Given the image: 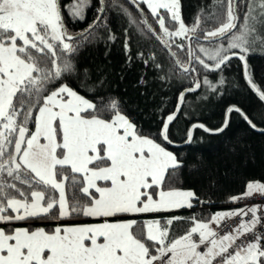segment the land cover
Here are the masks:
<instances>
[{"label":"snow or ice","instance_id":"snow-or-ice-1","mask_svg":"<svg viewBox=\"0 0 264 264\" xmlns=\"http://www.w3.org/2000/svg\"><path fill=\"white\" fill-rule=\"evenodd\" d=\"M128 3L139 13V20L124 0H96L94 20L72 34L64 23L61 0H0V264H264V233H255L254 240L236 244L260 222L259 205L217 212L207 220L191 217L192 226L171 240L170 226L183 217L173 216L164 224L143 221L135 232L137 220L126 218L191 209L192 201L199 200L191 190L170 187L183 162L164 146V142L172 143L169 125L185 102L186 93L201 88L196 64L205 73H222L233 57L238 58L245 81L264 102V91L253 81L247 63V55L257 50V43L264 51V35L257 27H264V0H214V5L220 4L224 10L218 13L213 6L212 13L204 17L214 18L218 24L212 30L200 27L203 10L193 24L186 25L180 0ZM141 5L151 13L159 33L148 22ZM63 7L74 21H83L92 0H76ZM110 11L127 17L129 26H135L142 35L151 34L168 53L170 66L159 77L161 80H170L173 75L193 80V87L180 93L176 112L162 117L160 142L137 131L121 112L118 99L109 98L98 107L65 82L78 71L73 56L86 45L102 40L101 28L108 30V41H115L107 25ZM198 30L211 51L200 43L201 37L193 39ZM177 37L187 44H176ZM173 47L181 51L187 47L189 59L181 61ZM124 48L130 51L127 36ZM137 56L145 66L151 61L154 68L162 70L155 53L150 52L147 58L143 52ZM84 79H88L87 69ZM98 83L102 85L103 80ZM202 83L216 92L225 80L221 74L213 84L205 75ZM232 112L256 128L235 106L227 110L220 128L198 127L206 132H223L228 127L227 115ZM105 113H110V118L105 119ZM254 193L264 195V183L249 182L246 193L230 201L236 203ZM249 213L251 219L244 220ZM73 216L103 219L97 224L56 226L50 232L44 228L31 230L30 226L6 231L18 221ZM236 216L241 217L239 225L221 235L217 231L221 222Z\"/></svg>","mask_w":264,"mask_h":264},{"label":"trees","instance_id":"trees-1","mask_svg":"<svg viewBox=\"0 0 264 264\" xmlns=\"http://www.w3.org/2000/svg\"><path fill=\"white\" fill-rule=\"evenodd\" d=\"M73 1L75 0H61V5L68 31L76 34L87 28L94 20L96 15L94 9L97 5L96 0H92V7L86 9V18L83 21L79 19L74 21L63 7ZM124 3L139 20V13L135 7L128 3V0H124ZM180 6L186 25L193 24L197 15L203 10L200 27L209 30L216 28L218 24L214 18L205 20L204 17L212 13L213 6L218 13L224 10L222 5H214V0H180ZM141 7L144 8L148 22L159 33L160 29L151 13L146 6L141 5ZM240 15L242 21L243 11ZM165 21L167 26V16ZM107 25L111 34L116 37L115 41H108V30L101 28L99 35L103 39L86 45L73 56L78 71L76 75L66 78L65 82L80 95L97 103L98 107L101 102L107 103L109 98L118 99L121 112L136 125L137 131L160 142L158 134L163 124L162 117L176 112L180 93L193 87V80L179 78L176 75L170 80H161L159 77L165 75L170 66L168 53L151 34L142 35L135 26H129L127 17L110 11ZM126 36L130 49L128 52L124 48ZM196 36L202 39L203 33L198 30ZM175 43L187 44V41L177 37ZM200 43L209 42L200 41ZM196 46L195 43L192 44L194 49ZM172 50L177 53L181 61L186 62L189 59L187 47L183 51L176 47ZM139 52H143L145 58L150 52L155 53L162 70L154 68L151 61L145 66L143 60L137 56ZM196 54L201 55L198 52ZM206 62L211 63L207 60ZM247 63L253 81L261 91H264V53L247 55ZM195 66L200 73L198 78L201 81V88L186 93L185 102L169 125V139L172 143L164 142V146L183 162V167L171 179L170 187L182 191L191 190L199 200L192 201L191 209L182 208L158 215L162 220L165 216L184 218L174 221L171 225L170 240L183 235L192 226L191 217H195L198 221L207 220L214 213L233 209L231 197L246 193L249 182L264 183V102L245 81L242 62L233 57L229 65L222 68V73H205L199 64ZM85 69H87V80L84 79ZM221 74L225 83L222 87H218L216 92L203 85L205 75L213 84H217ZM195 75L193 73V76ZM142 79L143 83H141ZM100 80H103L102 85L98 83ZM232 106L246 113L256 128L253 129L239 114L232 112L227 115L228 127L223 132H206L204 128L197 127L191 135V142H188L193 125L202 124L211 130L218 129L224 124L227 110ZM104 118H110V113H105ZM29 127L34 131L33 126ZM166 184H169L167 177ZM149 217L152 216H146ZM138 219L133 232L143 222L142 219ZM88 220L86 216H73L61 220H25L7 226L6 231L11 230L12 227L30 226L31 230L44 228L45 231L50 232L56 226L79 224L89 222Z\"/></svg>","mask_w":264,"mask_h":264},{"label":"built area","instance_id":"built-area-1","mask_svg":"<svg viewBox=\"0 0 264 264\" xmlns=\"http://www.w3.org/2000/svg\"><path fill=\"white\" fill-rule=\"evenodd\" d=\"M259 205L260 208L257 211V216L260 217V222L256 225L253 232L248 233L244 236H242L240 239L236 241V244L239 245L242 241L247 243L249 241H252L255 239V233H264V195H261L260 193H254L250 197H243L239 202L233 203V208H251L253 206ZM251 219V213L247 217H244V220H250ZM241 222V217L236 216L231 219H226L221 222L220 228L217 229L222 234L226 232H231L233 229L239 225ZM213 228H216V225H212ZM201 251L204 250V248L200 249ZM230 251H232L230 249Z\"/></svg>","mask_w":264,"mask_h":264},{"label":"rangeland","instance_id":"rangeland-1","mask_svg":"<svg viewBox=\"0 0 264 264\" xmlns=\"http://www.w3.org/2000/svg\"><path fill=\"white\" fill-rule=\"evenodd\" d=\"M76 2V0L75 1H73V2H71L70 4H68V5H71V4H73V3H75ZM87 9V8H86ZM63 11V10H62ZM67 13H68V11H67ZM180 13H181V16H182V11H181V6H180ZM69 14V13H68ZM69 16H70V14H69ZM71 17V16H70ZM183 18V17H182ZM66 24V23H65ZM258 27V32L261 34V35H264V27H261L260 25H258L257 26ZM196 35V34H195ZM206 48H209V50L211 51V48H210V46H209V43H207V44H205V43H202ZM225 46H226V44H225ZM197 47V46H196ZM195 47V48H196ZM256 51L255 52H250L249 54H252V53H264V51H261L260 50V44L259 43H257V45H256ZM199 53V52H198ZM199 54H201V53H199ZM248 54V55H249ZM202 55V54H201ZM204 58V57H203ZM231 210V209H230ZM154 214H156V215H152V217H149V218H147L145 221H149V220H159L160 222H161V224H164L165 223V221L167 220V219H169V218H171V217H169V216H165L164 217V220H160L159 219V217H158V215L157 214H160V213H154ZM89 218V222H85V223H83V224H81V225H86V224H97V223H100L101 222V220L103 219V218H93V217H88ZM110 219H112V218H110ZM171 227V226H170ZM169 234H170V229H169ZM201 248H204V246H202Z\"/></svg>","mask_w":264,"mask_h":264},{"label":"crops","instance_id":"crops-1","mask_svg":"<svg viewBox=\"0 0 264 264\" xmlns=\"http://www.w3.org/2000/svg\"><path fill=\"white\" fill-rule=\"evenodd\" d=\"M43 142V141H41ZM100 182H103V181H100ZM233 209H238V208H233ZM180 210V209H179ZM232 210V209H231ZM175 211H178V210H175ZM174 212V211H172ZM221 212H226V211H221ZM165 213H170V212H161L160 214H165ZM160 214H157V215H160ZM152 215H156L154 213H146V214H139L138 216H135L134 218H131V219H136V220H139L138 218L142 219L143 221H145L147 218L146 216H152ZM89 219V218H88ZM112 219H115V218H112ZM160 220H162L160 217H159ZM85 223V222H84ZM83 223H79V224H73V225H67V226H75V225H81Z\"/></svg>","mask_w":264,"mask_h":264},{"label":"water","instance_id":"water-1","mask_svg":"<svg viewBox=\"0 0 264 264\" xmlns=\"http://www.w3.org/2000/svg\"><path fill=\"white\" fill-rule=\"evenodd\" d=\"M64 23H65V20H64ZM65 26H66V24H65ZM195 37H196V35L193 38H195ZM200 41H205V40L201 39ZM199 125H202V124H195V125H193V127L191 128V131H190L191 132V135L193 134L194 129L197 128ZM204 128H206V127L204 126Z\"/></svg>","mask_w":264,"mask_h":264}]
</instances>
